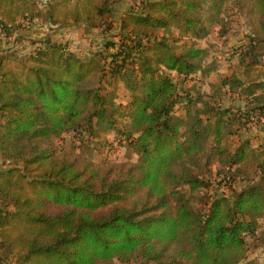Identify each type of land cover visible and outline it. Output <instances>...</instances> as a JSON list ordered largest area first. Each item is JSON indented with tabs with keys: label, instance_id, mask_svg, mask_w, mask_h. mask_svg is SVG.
<instances>
[{
	"label": "trees",
	"instance_id": "obj_1",
	"mask_svg": "<svg viewBox=\"0 0 264 264\" xmlns=\"http://www.w3.org/2000/svg\"><path fill=\"white\" fill-rule=\"evenodd\" d=\"M120 1L0 0L7 45L33 22L108 35L87 57L50 37L24 56L0 48V264H253L264 146L240 133L264 119V0H232L250 31L240 77L220 84L240 106L175 80L202 74L204 0L139 1L112 33ZM225 1L209 0L211 11ZM108 132L136 161L98 164L51 142Z\"/></svg>",
	"mask_w": 264,
	"mask_h": 264
},
{
	"label": "rangeland",
	"instance_id": "obj_2",
	"mask_svg": "<svg viewBox=\"0 0 264 264\" xmlns=\"http://www.w3.org/2000/svg\"><path fill=\"white\" fill-rule=\"evenodd\" d=\"M38 1L41 4L45 2V0ZM139 1L142 0H122L113 5L114 28L112 33L116 32L118 28L119 16L131 7H137ZM204 1V15L212 21L208 23L207 37L198 40V44L207 50V56L202 62V74L198 72L196 76L185 82H180L175 75V80L179 83L180 89L186 90L192 96H196L197 92L203 98L216 95L222 105H243L237 93L238 89H228L220 83L225 76L236 74L240 77L241 68L238 66L237 51L240 45L247 42L250 28L246 19L232 8V0H226L223 11L216 15L210 9L209 0ZM107 36L100 29L87 30L82 25L59 28L33 22L26 24L23 29L15 33L11 38L12 42L8 45L0 37V48L10 46L17 50L19 56H24L36 46V41L50 37L53 41L65 43L70 50L80 57H87L91 51L100 48L102 40ZM178 112L183 115L185 110L179 109ZM114 138V135L108 132L107 134L102 133L100 140L96 138L87 139L86 137L78 140L72 135H63L59 138L53 137L51 142L53 146H63L66 149L75 150L98 164L102 162L136 161V154L128 147L119 145ZM240 138H249L253 145L264 146V119L257 120L253 116L248 129L240 133ZM244 185L245 182L239 181L236 188L240 189ZM259 222L260 228L264 232V218L260 219ZM248 259L253 264L264 263V245L256 250H250ZM10 260L13 261V258L10 257ZM105 264L122 263L118 260H112ZM127 264H139V260L133 259Z\"/></svg>",
	"mask_w": 264,
	"mask_h": 264
},
{
	"label": "crops",
	"instance_id": "obj_3",
	"mask_svg": "<svg viewBox=\"0 0 264 264\" xmlns=\"http://www.w3.org/2000/svg\"><path fill=\"white\" fill-rule=\"evenodd\" d=\"M2 168H4V164H3L2 159H1V157H0V170H1Z\"/></svg>",
	"mask_w": 264,
	"mask_h": 264
}]
</instances>
